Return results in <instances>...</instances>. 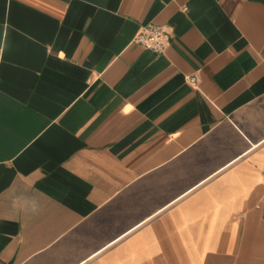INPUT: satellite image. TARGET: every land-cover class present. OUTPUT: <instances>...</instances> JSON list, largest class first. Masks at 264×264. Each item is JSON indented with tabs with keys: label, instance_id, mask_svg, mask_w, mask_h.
Returning a JSON list of instances; mask_svg holds the SVG:
<instances>
[{
	"label": "crops",
	"instance_id": "1",
	"mask_svg": "<svg viewBox=\"0 0 264 264\" xmlns=\"http://www.w3.org/2000/svg\"><path fill=\"white\" fill-rule=\"evenodd\" d=\"M0 264H264V0H0Z\"/></svg>",
	"mask_w": 264,
	"mask_h": 264
},
{
	"label": "built area",
	"instance_id": "2",
	"mask_svg": "<svg viewBox=\"0 0 264 264\" xmlns=\"http://www.w3.org/2000/svg\"><path fill=\"white\" fill-rule=\"evenodd\" d=\"M134 40L147 48L162 52L170 44L171 35L164 26L156 23H149L140 28ZM189 81L192 84H196L198 82V76H190Z\"/></svg>",
	"mask_w": 264,
	"mask_h": 264
}]
</instances>
